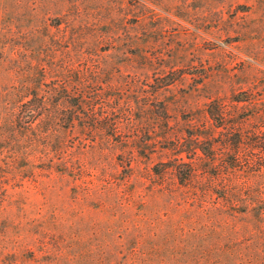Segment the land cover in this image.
Instances as JSON below:
<instances>
[{"label": "rangeland", "instance_id": "rangeland-1", "mask_svg": "<svg viewBox=\"0 0 264 264\" xmlns=\"http://www.w3.org/2000/svg\"><path fill=\"white\" fill-rule=\"evenodd\" d=\"M59 251L264 264V0H0V264Z\"/></svg>", "mask_w": 264, "mask_h": 264}, {"label": "trees", "instance_id": "trees-1", "mask_svg": "<svg viewBox=\"0 0 264 264\" xmlns=\"http://www.w3.org/2000/svg\"><path fill=\"white\" fill-rule=\"evenodd\" d=\"M15 261H12L16 264H68L66 261V257L62 255V252L59 251L56 255H53L50 260H42L40 261L37 257L31 256L28 259L22 258V256L17 257ZM41 262V263H40ZM92 264H115L119 263L118 254H108L103 257H99L96 259H91ZM185 264V259L182 257H175L169 255H161V256H130L124 258V264Z\"/></svg>", "mask_w": 264, "mask_h": 264}]
</instances>
